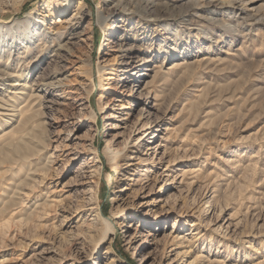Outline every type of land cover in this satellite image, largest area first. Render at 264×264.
Listing matches in <instances>:
<instances>
[{"label": "rangeland", "instance_id": "1", "mask_svg": "<svg viewBox=\"0 0 264 264\" xmlns=\"http://www.w3.org/2000/svg\"><path fill=\"white\" fill-rule=\"evenodd\" d=\"M14 1L0 0V134L20 118L5 104L14 92L54 70L67 80L24 109L40 112L34 163L48 169L13 196L26 171L0 167V210L19 202L0 213V264H264V0H151L146 13L135 0L65 11L62 0ZM91 141L99 163L95 151L67 156ZM95 180L117 231L94 250L80 232Z\"/></svg>", "mask_w": 264, "mask_h": 264}, {"label": "bare ground", "instance_id": "2", "mask_svg": "<svg viewBox=\"0 0 264 264\" xmlns=\"http://www.w3.org/2000/svg\"><path fill=\"white\" fill-rule=\"evenodd\" d=\"M21 1L22 0H15L14 3L12 4V6L15 7V6L20 5ZM69 1L70 0H62L61 1L62 5L59 9L60 10L63 9L65 11L67 9ZM249 1H252V0H249ZM134 2L137 4L136 9L140 12L146 13V12L151 11L154 8V5L152 4L153 2L151 0H135ZM241 2L246 4L248 2V0H241ZM189 8H187V10L189 9V10L193 11V10H195L196 6L194 7L193 5H191V6H189ZM58 23L64 24L65 20L62 17H59ZM36 26H37V21H34L33 23H28L26 28L24 29V33L26 35H28L29 29L31 30V29L35 28ZM61 27L62 26H58L57 30L61 29ZM44 28L45 29L42 32L43 34L45 33V31L47 29L48 30L50 29L46 25H44ZM179 64L180 63H177V65H179ZM62 74L63 73H60V70H54V73L51 75L50 79L49 78H42L44 81V83H41L42 85H39L37 88H33L31 85L28 87H25L24 91L26 93H24V91L23 92H14V94L16 95V93H17V95L13 96V98L10 96V99L8 100V102H5L6 105H9L11 107L10 111H17L15 113H18L20 115V118H19L17 124L14 125V127L12 129L5 131V132L3 131L2 134H0V167L1 166L6 167L8 170L17 169V171H20V172L26 171L24 173L23 177H19V178H18L19 173L16 172L17 174L15 176L16 177L15 179H17V178L18 179L17 180L14 179L15 181L13 184H14L15 188H11V189H15L13 196L16 193H18L20 191V189H23V187L32 185L31 181L34 179L35 173L48 169V166L46 164L43 165L44 167L40 166L41 167L40 168V167H38V164L34 163V161H36L37 158L39 159L40 155L42 154V148L40 149L37 144H33L35 142V140H33V138H32V137H35L36 139L40 138L39 134L36 133L37 130L40 128V124L38 125V122H37L38 117L40 115V112H39V110H34V111H31L32 113H26L28 111H25L24 109H26L27 107L33 108L35 106V102L37 100L40 101L41 95H39V93L37 92L38 88L47 87V89H49V90H55L56 88L64 87L66 85L65 80H67V76H62ZM144 75H146V74H140L139 77H143ZM155 77H156V75H154L152 80L147 82V86L145 88H148L151 86V84L155 81L154 80ZM30 110H32V109H30ZM13 113L14 112H12L11 115H14ZM94 116H96L95 113H94ZM0 123H2V122H0ZM153 134H154L153 136H155L154 138H157L159 136V134H157V132H154ZM158 142H159V139L158 140L157 139L151 140L149 142V144H147V146L144 148V150L140 151L141 155L136 157V161H129L127 163V167L130 168L129 170L134 172L137 169V167H136L137 164H140L142 162H146L147 159H144L142 157V155L148 154L149 150L154 148L153 146H151V144H156ZM51 144H53V143H51ZM59 147H61V145H59ZM83 147H85V149ZM81 148H82V150H79L77 147H75V148L74 147H68V152H67L68 155L67 156L68 157L69 156H72V157L78 156L79 157V156L87 154V152L95 151L96 155L94 156V161H95V163L100 162V158L97 154V151L94 149V143L92 141L90 142V144L88 146L87 145H81ZM108 149H111V148H108ZM108 149H107V152H108ZM63 153L64 152H62V154H60L59 156H63ZM108 153L114 154V155H111L112 156L111 159H114L115 161H116V159H118L119 157L122 156L121 151H115L113 153V151L111 150V153L110 152H108ZM50 156L52 158V155H50ZM50 156H49V159H50ZM50 160H48V161H50ZM116 163H118V162H116ZM132 166H133V168H131ZM86 167H88V163L86 162V159H84L81 161L80 165L78 166V168L76 170V176H75L76 178L72 177L69 181L71 186L76 185V184H80L79 177H84V174H81V172L86 173L87 172L86 170L83 171V169ZM94 172H95V176L98 179H100L102 176V167L101 166L97 167L94 170ZM93 182H94V185L89 187L90 190L87 191L89 197L87 200L88 204H86V205L89 206V210L91 211V214L94 216V219H92V222H89L88 228H85V230L80 232V233L83 234L84 237H89V239L92 242L96 243L94 246V250H95L103 242L111 243L114 240V235H115L117 229H116V224L114 222L113 217L110 215H106L104 213L102 207H101V203L99 200V194H98L99 180H95ZM37 185H38V183H37ZM8 203H9V206H7V207L4 206L5 210L3 209L2 211L6 212V211L10 210V208L12 206L18 205L19 202H17L16 199H14V200L10 199L7 201L6 204H8ZM2 211L0 210V213ZM9 220L7 222H4L2 225L0 224L1 227L6 228L7 226H9ZM27 220H29V217H27ZM101 224L104 226V228H102ZM79 236L80 235L78 233V235H76L74 238L79 240V239H81ZM76 237H78V238H76ZM81 237L83 238V236H81ZM154 244H159V242L155 241ZM106 252L113 253L111 247H108ZM92 255H93V252L90 253V258L92 257ZM146 260L147 259L145 256L142 257V263L143 264L146 263ZM78 261L80 262V260H78ZM92 262H93V264H97L96 258H93ZM109 264H123V262L121 261V258L116 257V259L109 262Z\"/></svg>", "mask_w": 264, "mask_h": 264}]
</instances>
